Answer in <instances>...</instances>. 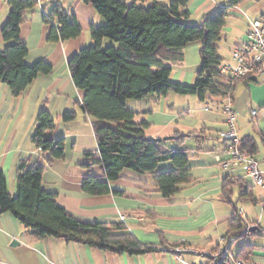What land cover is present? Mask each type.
Instances as JSON below:
<instances>
[{
	"label": "crops",
	"instance_id": "0c3cea01",
	"mask_svg": "<svg viewBox=\"0 0 264 264\" xmlns=\"http://www.w3.org/2000/svg\"><path fill=\"white\" fill-rule=\"evenodd\" d=\"M34 1L37 6L25 13L19 30V37L27 47L24 61L30 65L43 60L51 66V72L39 75L18 97H13L9 88L0 83V171L8 193L11 196L16 193L19 162L25 161L29 167L44 164L43 189L54 193L57 204L73 217L84 222L122 223L141 245H186L200 252L219 246L233 216V206H237L249 229L257 230L231 243L230 253L235 257L245 245H251L253 250L246 261L264 264V246L259 244L264 240V183L254 186L241 168L223 169L215 159L226 143L222 135L230 128L224 112L227 100L223 98L206 95L201 101L195 95L170 92L166 96L127 101L134 122L146 124L143 130L146 138L161 139L173 148L181 141L179 147L190 156L192 182L172 197L159 194L153 175L128 168L121 171L117 180L109 182L112 191L109 194L90 195L81 190L86 177L103 179V174L93 162L98 156L93 118L82 108L84 91L73 84L68 63L77 51L92 43L90 26H100L104 20L84 0ZM230 2L188 0L186 6L188 19L192 12L200 17L197 23L204 15L226 9V22L218 43V53L221 43L226 47V60L219 54L223 62L229 61L231 50L245 38L249 21L264 15V0H243L233 6ZM56 4L74 15L81 28L78 37L65 42L47 41L50 25L43 18L51 14ZM8 12L7 5L0 0V51L6 46L1 28ZM200 48L198 42L183 48V62L170 65L172 82L194 83L200 68ZM257 79L237 84L230 103L236 138L253 141L256 146L253 158L258 169L264 171V76ZM44 107L54 122L53 129L47 132L48 138L64 141V158L49 164H45L44 155L30 142L37 115ZM65 112H73L75 118L63 121ZM187 140H194L195 147H183ZM163 163L158 165L159 171L173 169L170 162ZM227 178L235 182L231 203L220 199ZM237 181L250 189L249 198L239 200ZM245 237L257 239V246L246 242L233 254L232 246ZM204 260L197 253H183L177 258L160 249L142 255H117L54 237L38 239L11 213H0V264H190Z\"/></svg>",
	"mask_w": 264,
	"mask_h": 264
},
{
	"label": "trees",
	"instance_id": "16d2710c",
	"mask_svg": "<svg viewBox=\"0 0 264 264\" xmlns=\"http://www.w3.org/2000/svg\"><path fill=\"white\" fill-rule=\"evenodd\" d=\"M3 1L9 12L1 28L6 46L0 51V83L9 88L13 97H18L39 75L49 74L51 66L43 60L30 65L24 61L27 47L19 37V30L25 13L35 9L36 1ZM241 1L231 0L230 6ZM84 2L95 9L104 23L90 26L92 43L70 58L68 68L75 87L84 91L82 108L93 118L98 155L93 162L101 167L103 179L86 177L80 188L90 195L109 194L112 192L109 182L117 180L121 171L128 168L153 175L159 194L170 198L182 186L192 182L188 166L190 156L179 147L181 141L173 148L168 142L146 138L143 131L146 124L134 122V113L127 108V101L166 96L170 92L195 95L201 101L206 95L231 100L237 84L258 79L235 78L220 72L222 58L218 43L226 22L225 8L204 15L197 24L189 25L186 23L188 0ZM43 22L50 25L48 42H65L81 33L74 15L60 4L53 6ZM105 40L111 43L103 46ZM196 42L201 48L200 68L194 83L172 82L170 65L182 63L183 48ZM74 118L73 112H65L62 120L66 122ZM53 127L48 110L42 108L30 142L44 155L45 164L64 158L63 139L53 141L47 136ZM238 148L247 157H253L256 150L250 139L240 140ZM163 162H170L173 169L159 171L158 165ZM44 169V164L29 167L25 161L19 162L13 196L8 193L5 177L0 171V213H11L32 237H54L117 255H142L162 248L139 244L122 223L84 222L68 214L57 204L56 195L43 189ZM234 185L233 179L223 181L222 202L231 203ZM238 185L239 200L249 198L250 189L240 182ZM239 210L233 206V216L224 236L233 238V242L243 236L242 232L248 226ZM252 250L251 245H245L234 258L246 261Z\"/></svg>",
	"mask_w": 264,
	"mask_h": 264
},
{
	"label": "built area",
	"instance_id": "2783aa9c",
	"mask_svg": "<svg viewBox=\"0 0 264 264\" xmlns=\"http://www.w3.org/2000/svg\"><path fill=\"white\" fill-rule=\"evenodd\" d=\"M220 72L235 78L264 76V15L260 19L249 21L245 38L231 50L229 61H222ZM224 112L230 128L222 135L226 143L221 153L215 157L217 164L226 170L241 168L252 185H262L264 171L258 169L257 161L253 157H247L239 151V140L233 128L235 115L230 100H227ZM251 114L255 115L256 111H251ZM239 215H241L240 211ZM249 232L250 229L247 226L242 235H248ZM232 242L233 238L222 237L217 248L202 252L186 245L168 246L161 249L174 254L177 258H180L183 253H197L205 259L204 262L190 264H258L235 259L230 253Z\"/></svg>",
	"mask_w": 264,
	"mask_h": 264
},
{
	"label": "rangeland",
	"instance_id": "374dc122",
	"mask_svg": "<svg viewBox=\"0 0 264 264\" xmlns=\"http://www.w3.org/2000/svg\"><path fill=\"white\" fill-rule=\"evenodd\" d=\"M197 16L198 15L196 13L192 12L191 18L186 20V23L189 25H195L197 23V20H199V18H200L199 16L198 17ZM110 43L111 42H109V40H105L103 46H107ZM225 50H226L225 44L221 43L220 48H219V54L223 57L224 60H226ZM183 147L194 148L195 147L194 140H187ZM166 163H169V162H164L163 164H166ZM246 242H250L251 244H254L255 246H257V239L251 240L250 237H245V238H242V239L238 240L237 242H235V244L232 246L231 252L233 254L236 253L239 246H241L243 243H246ZM259 244H262L261 246H264V240H262V242Z\"/></svg>",
	"mask_w": 264,
	"mask_h": 264
},
{
	"label": "water",
	"instance_id": "95a60500",
	"mask_svg": "<svg viewBox=\"0 0 264 264\" xmlns=\"http://www.w3.org/2000/svg\"><path fill=\"white\" fill-rule=\"evenodd\" d=\"M152 140H156V141H160L161 139H152ZM163 140H167V138H164ZM257 230L255 227H251L250 231H255ZM15 242L13 241L12 244H14Z\"/></svg>",
	"mask_w": 264,
	"mask_h": 264
}]
</instances>
